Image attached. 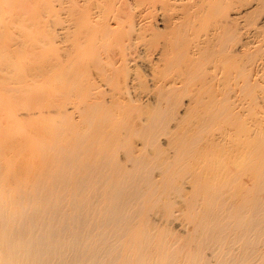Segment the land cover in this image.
I'll return each mask as SVG.
<instances>
[{"label": "bare ground", "instance_id": "1", "mask_svg": "<svg viewBox=\"0 0 264 264\" xmlns=\"http://www.w3.org/2000/svg\"><path fill=\"white\" fill-rule=\"evenodd\" d=\"M136 2L139 6L142 3L145 12L148 4H151L147 8L148 14L137 7L140 13H144V17L148 18L145 14H151V22L147 21L142 24V28H138V35L134 34L135 40L143 39L147 32L157 30L155 33L163 35L161 39L166 43L159 45L162 47L155 57L164 63L157 65L150 61V68L142 67V75L134 72L136 77H141V83L149 82V85L153 82L152 86L155 89L157 87V90H154L152 96L143 93L144 96L134 101L138 103L136 105L131 100L132 104L128 101L131 105L122 109L118 106V99L108 95L102 85L105 83L109 86L117 81L119 74L121 77L122 63L125 61L118 62L121 64L118 66L116 55L119 56L122 52L119 61L125 60L127 55L124 50L120 49V54L116 51L123 42L128 41L125 46L133 43L130 42L131 38H127L134 28L129 12L132 8H129L128 0H0V16L5 14L6 18V14H9L10 19L12 14L10 22L5 25L6 21H3V27L0 26V38H5L0 39V102H6L4 105L0 103V111L4 112L5 105L10 102L13 104L14 100L17 104L15 97L18 98L23 92L24 98L21 94V99L33 97L31 95H34L35 88L39 89L45 83L49 85V80L50 84H54L53 91H56L52 94L56 95H50L53 91L49 95L46 92L40 93L41 89L38 90L39 95L46 94V97L48 95L56 100L66 93L76 95L68 97L69 99H84L80 100V104H74V107L71 105L73 109L68 111L69 108L65 105H70L72 99L68 102V98L63 97L62 99L67 100L62 103L64 105H54L53 110L49 109L53 112L47 111L45 117L54 121L48 125L51 137L40 145V163L30 176L27 173L23 177V172H19L21 174L10 177L6 173L7 167H0V264H264V115L261 116L259 127L252 124V129H243L244 139L243 143L240 142V147L243 145L242 149L245 150H240L244 152L243 155L232 150L231 153L238 156L233 157V154L227 153L222 141L224 139L218 135H199L200 130H207L211 125H220L238 116V112H234L237 103L234 105L228 100L231 93H227L225 88L223 90L226 92L214 87L223 88L227 79L230 81L239 76L238 54L245 55L247 52L243 48L248 50L249 44L252 51L256 49H252L254 46L250 40L251 37L264 33V16L256 27H252V31L241 30L243 34L240 37L237 34L239 25L243 27L240 20L247 15V8L253 5L247 0H132L133 8ZM256 3L254 4L257 5ZM22 5L32 6L33 9L30 7V10L33 11L37 8L36 13L32 11L36 16L28 11L29 7L27 11L30 14L25 11L24 15L17 13L20 10L23 13L27 9L26 6L20 7ZM3 9L7 11L3 13ZM14 9L16 13H13ZM158 10L162 13L158 14ZM8 11L13 12L7 13ZM249 11L251 10L248 13ZM25 14L36 17L39 22H45L49 18L55 22L56 27L48 25L51 22L49 19L45 22V27L43 22L35 25L32 17L25 19ZM40 14L43 18L46 16V19H42ZM61 15L66 16V21ZM147 18H142V21L148 20ZM19 20L23 21L19 23L24 27L18 25ZM61 21L66 24L63 25ZM29 22L32 25L34 23V27L42 25L44 28L40 33L43 35L32 28L37 37L29 36L28 32L30 35L32 33ZM29 24L30 29H26ZM123 24L127 27L123 28ZM159 25L163 28L159 29ZM43 29L46 31L42 32ZM71 37L72 41L67 42ZM237 40L240 41L239 44L236 43ZM230 41L234 44L229 49L225 44ZM259 46L260 44L257 47ZM113 47L115 50L118 47L115 51L117 54H114L116 59H112L113 53L109 56L111 53L108 51L113 52ZM225 48L229 50L225 51ZM155 52L157 51L154 50ZM22 55L26 56H23L24 59L30 58L28 61L25 59L26 64ZM19 57L23 61L20 66L24 65V69L17 63ZM31 58L41 61L38 63L37 60L35 63ZM76 63H82L79 69L76 68L78 65L73 66ZM70 67H74V70ZM176 67H179L177 73L174 71ZM18 68L23 70L20 76ZM96 71L98 74H94ZM169 72H175V77L167 78L166 75L170 76ZM177 80L183 87L190 85V81L198 85H194L196 92L192 91L191 97L188 95L190 98L187 105L180 100V95L184 94H180L179 89L176 90L174 86ZM39 81L41 84L38 88L33 82ZM59 82H66L68 85L62 86ZM28 83L33 84L34 88L31 89L35 91H29L30 88L27 90L28 85L32 87ZM242 83L246 91L250 84ZM21 85L27 86L26 90L31 95L26 94L28 92ZM56 86H59L60 91ZM15 89L21 93L18 94ZM247 90L246 94H250L249 89ZM58 92L60 95L62 92L63 96H58ZM50 98L46 100L53 102ZM144 99L148 100L144 103ZM27 101L23 102L28 103ZM179 104L184 106L181 115H178ZM18 106L21 108L22 105ZM27 106H24L25 110ZM15 107V110H9L13 118L20 114H13L19 110ZM25 110L20 111L24 113V118L30 119L33 113ZM117 114L120 116L118 119ZM38 117L42 119L44 115L40 114ZM170 123L175 129L173 133L168 131ZM187 123L191 124L194 131L199 132L189 134L184 128ZM160 135H169V139L165 137L169 147H165L173 151L171 156L168 154L171 152L167 155V151L159 147ZM134 140L140 141L141 149L134 145ZM22 144L24 147V142ZM10 145L8 149L14 146ZM18 145L20 146V142ZM235 145L236 150L239 143ZM225 153L228 158L231 155L226 164L216 162L211 164L210 170L202 167L191 174L194 181L207 180V177L213 176L221 178L214 186L202 190V204L194 228L197 234L183 242H179L180 238L176 236L166 239L163 231H159L148 218V207L159 200L163 201L166 191L163 186L174 178L186 176L187 167L199 164V160L211 154H218L220 158ZM194 205V201L187 202V206Z\"/></svg>", "mask_w": 264, "mask_h": 264}, {"label": "rangeland", "instance_id": "2", "mask_svg": "<svg viewBox=\"0 0 264 264\" xmlns=\"http://www.w3.org/2000/svg\"><path fill=\"white\" fill-rule=\"evenodd\" d=\"M248 1V3H251V4H253V5H251V4H249V5H251V6H249L247 9L248 10H251V11H249V13H248V10H247V15H245L241 20H243V21H241L240 20V23L242 22V26L245 28H241L240 26L241 25H239V32H237V34L238 35H240V37H241V34H243L242 33V31L243 30H246L247 31V29H248V31L250 30V31H252L253 30V26H257L258 24H259V21L261 20V18H263V16H264V0H247ZM255 1V2H254ZM131 2H132V0H128V3L130 4V9L131 10H129L128 8H126V6H125V8H126V10L128 11L129 10V12H130V16H132V19H131V21H132V23L134 24L133 26H134V28H133V31L130 33V35L131 36H129V37H127V38H131L130 39V42H133V43H129L130 44V46H132V47H130V46H125L126 45V43H128V41L127 42H123V43H121V44H123L122 46L120 45V48L118 49V47H117V49L118 50H124L123 52L125 53V55H127L126 56V59H125V56L123 57L125 60H123V59H121V61H119V58H120V56H122V52H121V50L120 51H118L117 49V51L114 49V47H113V52H110V50L108 51L109 53H111L109 56L111 57V55H112V53H113V57H112V59H116L115 57L117 56V65L119 66V65H121V64H119V63H121V62H124L125 61V63H126V65H125V63L123 64L122 63V73H123V76H122V73H121V77H120V74H119V77H118V79H117V81L116 82H114V83H112V84H110L109 86L108 85H106L105 83H104V85H102V89L105 91V92H108L107 94L108 95H113L114 96V98H117L118 100H116L117 102H118V106L120 107V108H122V109H124L125 107H127V106H130L135 100H137V98L138 97H140V96H144V94L146 93V94H148L149 96H152L153 95V93L155 92L154 90H157V87H156V89H155V87L154 86H152V83L153 82H151V84H149L148 85V83L149 82H147V83H141V81H139V80H141V77L139 76V75H142V67H144V69H148V68H150V67H148L149 66V64H151V63H155V64H157V65H162L163 63H164V61L163 62H161V61H158V59L156 58L157 57V53H158V51L159 50H161V47L159 46V45H162L163 43H166V41L164 40H162L161 39V36L163 37V35H159V34H156L155 32L157 31V30H154V31H150V33L149 32H147L146 34L147 35H144L145 37L142 39H136L135 40V38H136V36L138 35L137 33H138V28L140 29V28H142V24H146L145 22H147V21H149L151 18V14L150 15H146V14H148L147 12H148V10H147V8L149 7V6H151V4H148L149 6L145 9L146 10V12L144 11V8L141 6L142 5V3H140L141 5L139 6V4L137 5V2H136V6H135V3H134V8H133V3L131 4ZM257 2V3H256ZM188 3V2H187ZM254 3H256L257 5H255ZM117 5H119V4H117ZM145 5H147V4H145ZM255 5V6H254ZM3 6H5V5H3ZM8 7H9V5H7ZM26 5H22V6H20V7H25ZM8 7H5V8H8ZM11 7V6H10ZM27 7V9L26 8H24V9H26V10H23V13H22V10H20V12L18 11V8H17V13H20V15L22 14V15H24V11H25V13L26 12H30V13H32V11L33 10H30V7H31V9H33V7L32 6H30L29 7V5H27L26 6ZM28 7H29V10H28ZM141 10V9H143L142 10V12H144V13H146L145 14V16H148V18L147 17H144L143 16V14H142V12L140 13V10L138 9V8ZM21 8V9H22ZM137 8V9H136ZM250 8V9H249ZM39 9V8H38ZM133 9H134V11H133ZM6 11H7V9H5ZM4 9H3V13H5L4 11H5ZM9 10V9H8ZM28 10V11H27ZM34 10L36 11L37 10V8H34ZM125 10V11H126ZM16 10L14 9V12L13 13H16L15 12ZM35 11H33V12H35ZM39 11V10H38ZM137 13H136V12ZM12 13L11 11H8L7 13ZM28 12V14H30ZM40 12V11H39ZM132 12H133V14L134 15H132ZM139 12V13H138ZM158 12H160V13H162L160 10H158L157 11V13ZM36 13V12H35ZM35 13H32V14H35ZM126 13H128V12H126ZM150 13V12H149ZM160 13H158V14H160ZM28 14H27V16H26V14H25V19L26 18H28V20L30 19V17H32V16H28ZM41 14H43L42 12H41ZM41 14H40V16H41ZM63 14H65L64 12H63ZM139 14V15H138ZM142 14V15H141ZM1 15H3V14H1ZM5 15V14H4ZM4 15H3V17L2 16H0V20H1V18H3V20H1L0 21V26H2L3 27V21H6V23H5V25H7V23H9L10 22V20H11V16H12V14H10V19H9V14H6V15H8V17L6 16V18L8 19V20H6V18H4ZM19 15V14H18ZM38 12H37V18H38ZM137 17H136V16ZM162 15V14H161ZM34 16H36V14L34 15ZM39 16V18L41 19V17H42V19H46L45 17L43 18V15L40 17ZM62 16V18L63 19H65L66 18V16H64V15H61ZM134 16V17H133ZM140 16V17H139ZM143 16V17H142ZM21 17V16H20ZM161 17V16H160ZM246 17V18H245ZM22 18V17H21ZM142 18H147L148 20H145L144 19V21H142ZM150 18V19H149ZM13 19V18H12ZM20 19V18H19ZM25 19H23V20H25ZM32 19L34 20V22H36L35 23V25H37V24H39V23H41V22H43V20L41 21L40 20V22H39V20L38 21H36L37 19H36V17H32ZM49 19V18H48ZM48 19L46 20L47 22H48ZM67 19V18H66ZM66 19L64 20V21H66ZM140 19V20H139ZM245 19V20H244ZM14 20V19H13ZM13 20H12V22H13ZM27 20V19H26ZM32 20V21H33ZM49 20H51V19H49ZM62 20V19H61ZM8 21V22H7ZM45 21V22H46ZM64 21H61V22H63L64 24L63 25H65L66 24V22H64ZM19 22H23L22 20H19L18 21V23ZM24 22H26V24H27V21H24ZM45 22H43V23H45ZM138 22V23H137ZM149 22H151V21H149ZM244 22V23H243ZM257 22V23H256ZM2 23V24H1ZM18 23H15V24H18ZM21 23H19L18 25H20ZM30 23V22H29ZM52 23V24H51ZM53 23H54V25H53ZM239 23V24H240ZM246 23V24H245ZM31 25H32V23H30ZM30 24L27 26V25H25V26H27L26 27V29L27 28H29V26H30ZM42 24V23H41ZM50 24V27H52V26H54V27H56L55 26V22H52V20H51V22H49L48 23V25ZM257 24V25H256ZM9 25V24H8ZM22 25V24H21ZM20 25V26H21ZM34 25V23H33V25H32V27H31V30L30 31H32V28H34V30H36V32L37 33H39V35L41 34V35H43L42 33H40L41 32V30H42V28H44L45 27V25H47L46 23L44 24V27L42 26V25H39V27L40 26H42V27H34L35 26ZM52 25V26H51ZM56 25H58L57 23H56ZM136 25V26H135ZM137 25H140L139 27L137 26ZM161 25H164V24H161ZM144 26V25H143ZM2 27L0 28V29H2ZM21 27H24V25L23 26H21ZM125 27V25L123 24V28ZM126 27H127V25H126ZM125 27V28H126ZM254 27V28H255ZM264 27V26H263ZM53 28V27H52ZM52 28H50V29H52ZM158 28L159 29H162L163 27H161L160 25L158 26ZM241 28V29H240ZM30 29V28H29ZM29 29H28V31H29ZM38 29H40V31H38ZM46 29V28H45ZM158 29V30H159ZM32 31V33H31V35H30V33L28 32V35L29 36H31V37H33L34 36V38H36L37 36L36 35H34V34H36L35 33V31ZM137 30V31H136ZM242 30V31H241ZM13 31V30H12ZM27 31V30H26ZM46 31V30H45ZM44 31V29H43V31L42 32H45ZM161 31V30H160ZM240 31H241V33H240ZM246 31H243V32H246ZM247 31V32H248ZM1 30H0V34H1ZM33 32H34V34H33ZM136 32V33H135ZM14 33V32H13ZM139 33H140V31H139ZM159 33V32H158ZM162 33V32H161ZM133 34V35H132ZM136 36H135V35ZM163 34V33H162ZM263 35L262 34V32L261 33H259L257 36H255V37H251L250 39V42H251V44H253L252 46H254V47H252V49H254L255 47H256V49H254V51H252L250 48H251V45L249 44V45H247V47L249 48L248 50H245V49H247V48H243V50H244V52L246 51L247 53H245V55H241L242 56V58H241V56H240V54H238L237 56H238V58H237V61L239 60V62L237 63L238 64V66H240L239 67V69H238V72H237V74L239 73V76H236V78H234V79H231L230 81H229V79H227L228 80V82L225 84V86L222 88V86L221 87H214L216 90L217 89H219V88H221L220 89V91H222L224 88H225V90L227 91V93L229 92V102H232V104H236L237 103V105H236V109H238V110H236L235 109V114H236V116L237 117H232L233 119H230V120H227L226 121V123H221L220 125H219V123H216V124H214V125H211L209 128H207V130H204V131H201L200 130V132L199 131H197V130H193L192 128H191V124H188L187 123V125L186 126H184V128L189 132V134H191V132H193V133H198L199 132V135L201 136V137H207V136H216V135H218V136H220L221 138H223L224 140H222V141H224V150L225 151H227V153H230V154H233V157L235 156V155H243V153L244 152H242V151H245L244 149H242V147H243V145L240 147V142H242L243 143V139H244V133H245V129L246 128H253V127H251L252 126V124L254 125L255 124V126H260V124H261V116L263 117V115H264V105H263V101H264V66H263V64H264V36H261V35ZM4 35V32L2 33V36ZM33 35V36H32ZM38 35V36H39ZM238 35H236V37H238L237 39L238 40H240V37L238 36ZM1 36V37H2ZM263 38H261V37ZM5 37V36H4ZM152 37V38H151ZM243 37V36H242ZM256 37H258V39L256 38ZM3 38V37H2ZM2 38H0V39H2ZM149 38V39H148ZM151 38V39H150ZM158 38V39H157ZM3 39H5V38H3ZM2 39V40H3ZM164 39V38H163ZM236 38H234V40H235ZM242 39V38H241ZM262 39V40H261ZM2 40L0 41V42H2ZM72 41V37L70 38V39H68L67 40V42L68 41ZM233 40V41H234ZM238 40L236 41V43L238 42ZM139 41V42H138ZM154 41V42H153ZM233 41H230V42H227V44H225V47H229V49L233 46ZM261 41H262V43H263V45H262V43H261ZM141 42V43H140ZM146 42V43H145ZM150 42H152L151 44H150ZM163 42V43H162ZM235 42V41H234ZM240 42V41H239ZM239 42L237 43V44H239ZM254 42V43H253ZM231 45H229V44ZM235 43V44H236ZM67 44V43H66ZM72 44V43H71ZM132 44V45H131ZM137 44V45H136ZM139 44V45H138ZM141 44V45H140ZM155 44V45H154ZM158 44V45H157ZM260 44V46L259 47H257L258 45ZM67 45H70L69 43L67 44ZM164 45H166L167 46V44H164ZM143 46V47H142ZM146 46H148L147 48H145ZM150 46H152V47H150ZM153 46H155V47H153ZM159 48H158V47ZM238 46V45H237ZM125 47V48H124ZM127 47V48H126ZM130 47V48H129ZM227 47V48H228ZM116 48V47H115ZM129 48V49H128ZM133 48H135V49H133V50H135V51H133L132 49ZM143 48V49H142ZM149 48V49H148ZM151 48H153L155 51H157V52H155L154 53V50H152ZM227 48H225V51H227V50H229V49H227ZM148 49V50H147ZM227 49V50H226ZM141 50V51H140ZM146 50V51H145ZM111 51H112V48H111ZM121 52V55H119L118 56V54L116 53V52ZM126 51H127V54H126ZM128 51H130V52H128ZM153 51V52H152ZM176 51V50H175ZM256 51V52H255ZM142 54H141V53ZM144 52V53H143ZM241 52L244 54V52L241 50ZM241 52H238V53H241ZM53 53V52H52ZM130 54V56H129V54ZM135 53V54H134ZM150 55H148V54ZM114 54H117L116 56L114 55ZM120 54V53H119ZM57 56L59 55L58 53L56 54ZM135 55H136V57H135ZM143 55V56H142ZM24 55H22V57H23ZM115 56V57H114ZM139 56H141V57H139ZM147 56V57H146ZM156 56V57H155ZM24 57H26V56H24ZM24 57H23V61H24V64H26V62H25V59H27V58H25L24 59ZM54 57V56H53ZM127 57H129V58H127ZM151 59H150V58ZM153 57V58H152ZM170 57V56H169ZM59 58V57H58ZM122 58V57H121ZM138 58V59H137ZM144 58V59H143ZM146 58H148V61H147V59ZM156 58V59H155ZM262 58V59H261ZM21 59V62L19 61ZM30 59V58H29ZM29 59H27L26 61H28ZM137 59V60H136ZM140 59H142V61H140ZM260 59H261V61H260ZM19 60H18V65L20 66V65H22V58L21 57H19ZM31 60L32 61H35V63L37 62V60H38V63H39V61H41L40 59H32L31 58ZM74 61H75V59H73ZM259 60V61H258ZM73 61V62H74ZM115 61V60H114ZM139 63H137V62ZM143 61H144V64H147V65H145L144 66V64H143ZM150 61H152L151 63H150ZM263 61V62H262ZM30 62V61H29ZM73 62H72V64H73ZM76 62V61H75ZM78 62V61H77ZM81 62V61H80ZM119 62V63H118ZM147 62V63H146ZM160 62V63H159ZM257 62H259V64L261 65V66H259V64L257 63ZM28 63V62H27ZM32 63H34V62H32ZM37 63V64H38ZM149 63V64H148ZM162 63V64H161ZM256 63V64H255ZM29 64V63H28ZM40 64H41V62H40ZM81 65H82V63H80ZM79 64V65H80ZM258 64V66H256ZM32 65V64H31ZM35 65V64H34ZM39 65V64H38ZM76 65H78L77 63L76 64H74L73 66L75 67ZM77 66L76 68H78L79 69V67H81V65L80 66ZM116 65V64H115ZM117 65H116V67H117ZM256 67H255V66ZM30 66V65H29ZM71 66V65H70ZM127 66V67H126ZM18 67V66H17ZM20 67H22L23 69H24V65L23 66H20ZM19 67V68H20ZM25 67H26V65H25ZM74 67L72 68V67H70V68H72V70H74ZM137 67V68H136ZM146 67V68H145ZM148 67V68H147ZM18 68V69H19ZM22 68L21 69H19V76L20 75H22V74H20V73H22L23 72V70H22ZM27 68V67H26ZM179 67H176V69L174 70V71H178L179 72V69H178ZM17 69V70H18ZM125 69V70H124ZM180 69H182L181 67H180ZM250 69H251V71H250ZM20 70H22V71H20ZM128 70V71H127ZM125 71L127 72L126 74H128L127 75V77L125 76L126 74H125ZM138 71V72H137ZM140 71V72H139ZM177 71H176V73H177ZM182 70H180V72H181ZM17 72V71H16ZM15 72V73H16ZM98 71H96V73L94 72V74H98L97 73ZM138 73L139 75H137V77H136V74L135 73ZM17 73V74H18ZM87 73V72H86ZM175 72H169L168 74H170V76L169 75H166L167 76V78H171V77H173L174 76V74H176ZM16 74V75H17ZM89 74V73H88ZM90 74H92V73H90ZM135 74V75H134ZM179 74V73H178ZM240 74H242V75H240ZM85 75V74H84ZM172 75V76H171ZM85 76H89V75H85ZM245 76H247L246 78H247V80H245ZM127 78V80H126V78ZM129 77H131V78H129ZM140 79H139V78ZM175 77V76H174ZM234 77V76H233ZM242 77H244V79L242 78ZM123 78V79H122ZM136 78V80H134ZM231 78H232V76H231ZM237 78H241V79H237ZM125 79V80H124ZM143 79V78H142ZM118 80H120L119 82H118ZM124 81V82H123ZM126 81V82H125ZM130 81H132V82H130ZM226 81V80H225ZM231 81H233L232 83H231ZM234 81H236L235 83H234ZM45 81H43V83H44ZM48 82V84L49 85H51V86H53L52 88L51 87H49V85H47L46 83V85L47 86H45V84H43V86H39L40 84H41V82L39 81V82H33V84L35 83V84H37L36 86L39 88V89H37V88H35L36 89V91H35V89H31V88H34L33 87V84L32 83H28V84H31V86L32 87H30L29 85H28V89H27V86H22L23 87V90H29V88H30V90L29 91H31V90H33V91H35V93L34 92H32V93H34V95H31V93L29 92V91H27L28 93H26V94H28L29 95V93H30V95L31 96H33V97H30L29 96V98H28V96H27V99L26 100H24V99H21V97L24 95V92H23V94L21 93V91H20V93L22 94H20L19 93V90H17V89H15L17 92H18V94H20L21 95V97H20V95H18L17 93H16V96L18 95V98H19V100H18V98L17 97H15L16 99H17V104H16V100H14L13 102L16 104V105H13V104H10V103H12V102H8L7 100H5V101H7L8 103H9V105L8 104H6V105H8L9 106V108H7V106L5 105V108H3L4 106V104L6 103H4V102H0V103H3V110H4V112L1 110L0 111V167H2L3 169H5L6 167H7V171H6V173H7V175L8 176H14V175H17L19 172H23L22 173V175H24L23 177H25V175H27V173H28V176H30V174L35 170V169H37V166L39 165V163H40V152H39V148H40V145H42L44 142H46V141H48V139L51 137V134H50V132H49V126L48 125H50L51 124V121L52 120H48L47 118L48 117H45V114L47 113V111L49 112H53L52 110H53V107H54V105H57L58 107H59V104L61 105L63 102H64V100H65V102L68 100V102H69V100L70 99H72V98H68V97H72V96H76V95H68V94H66V93H62V92H64V91H62L61 92V95L63 94V95H65V96H63V97H67L68 99L66 100V99H62V98H60V99H57V98H59V97H57L56 98V100L54 99H52V98H50V96H48L49 95V93L51 92V91H53V88L55 89V87H54V84L52 85V84H50V80L49 81H47ZM52 82H53V80H52ZM190 82H192L190 85H186V86H184L183 87V85L177 80L176 81V85H174L175 86V88H176V90H178V92L180 93V94H184V95H180V100L183 102V104L185 105H187V103H188V98H190L191 96H190V94H193V92L192 91H194V93L196 92L195 90H197V88H196V86L198 87V85H196L197 83H195L194 84V82L193 81H190ZM190 82H188V83H190ZM242 82H244V83H247L248 85V88L247 89H249V91L251 92H249L250 94H246V91H248L247 89H246V91H245V88H244V84L242 83ZM39 83V84H38ZM55 84H56V82H54ZM60 83V82H59ZM125 83V84H124ZM180 83V84H179ZM187 83V84H188ZM22 84V83H21ZM34 84V85H35ZM58 84V83H57ZM56 84V85H57ZM180 86H179V85ZM232 84V85H231ZM243 84V85H242ZM20 85V84H19ZM18 85V87H20ZM24 85V84H23ZM25 85H26V83H25ZM60 85H62V86H67L68 84L65 82V83H60ZM124 85H127V86H124ZM143 86V88H142V86ZM157 85H159V84H157ZM156 85V86H157ZM181 85H182V87H183V89L181 88ZM194 85H196V86H194ZM230 85V86H229ZM61 86V87H62ZM110 86H111V89H109L110 88ZM114 86V87H113ZM124 88H123V87ZM147 88H146V87ZM151 88H150V87ZM177 86V87H176ZM180 88H179V87ZM208 86H211L210 84L208 85ZM232 86V87H231ZM22 87L20 88V90H22ZM58 87V88H57ZM108 87V88H107ZM116 87H117V90H116ZM119 87H121L120 89H119ZM127 87V88H126ZM153 87V88H152ZM206 87V86H205ZM25 88V89H24ZM56 88L57 89H59V91H60V88H59V86H56ZM115 88V89H114ZM123 88V89H122ZM127 89V91H126V89ZM140 88H142V89H140ZM184 88H186L187 89V92L186 91H184L185 89ZM196 88V89H195ZM211 88V87H210ZM213 88V87H212ZM213 88V89H214ZM251 88V89H250ZM41 89V92L40 93H48V95H47V97H46V94H42L43 95V98H40L39 99V97H42V95L40 94L39 95V91L38 90H40ZM43 89V90H42ZM56 89V90H57ZM62 89V88H61ZM129 89V90H128ZM152 90L153 89V91L151 92L150 90ZM0 90H1V88H0ZM63 90V89H62ZM109 90V91H108ZM119 90H121V91H119ZM124 90V91H123ZM141 90V91H140ZM144 90H145V92H144ZM225 90H223L224 92H226ZM233 90V92H231ZM113 93H112V92ZM117 91V92H116ZM118 91H119V94H118ZM123 91V92H122ZM126 91V92H125ZM147 91V92H146ZM148 91L151 93H148ZM182 91V92H181ZM219 91V90H218ZM242 91H245V92H242ZM2 91H0V93H1ZM54 92H56V91H53V92H51L50 93V95L53 93L54 94ZM128 92V93H127ZM138 92V93H137ZM139 92H141V93H139ZM189 92V93H188ZM241 92V93H240ZM38 93V94H37ZM112 93V94H111ZM121 93V94H120ZM133 93H135V94H133ZM137 93V94H136ZM144 93V94H143ZM233 93V94H232ZM35 94H37L36 96H35ZM52 94V95H53ZM60 95V93L58 92L57 93V95ZM115 94V95H114ZM39 95V97H37ZM51 95V96H52ZM55 95H56V93H55ZM55 95H53V96H55ZM58 95V96H59ZM60 95V96H61ZM66 95H68V96H66ZM124 95H126V96H124ZM178 95V96H179ZM190 97H189V96ZM232 95V96H231ZM235 95V96H234ZM112 96V97H113ZM1 97V96H0ZM38 98V101H36L35 100V98ZM44 97H46V99H48V98H50V100L52 99L53 100V102H51V101H47ZM78 97V96H77ZM124 97V98H123ZM2 98V97H1ZM14 98V99H15ZM22 98H24V96L22 97ZM32 98H33V100L35 101V102H39V100H40V102L39 103H34V101L32 100ZM36 98V99H37ZM55 98V97H54ZM74 98V97H73ZM81 98V97H80ZM83 98V97H82ZM79 99L78 98V100L76 99V97H75V100L74 99H72L71 100V102H69V104L70 105H65L66 106V108L68 109V111H71L70 109H73V108H71L72 106L74 107V104L76 105V104H80L79 102H80V100H84V99ZM126 98V99H125ZM131 98V99H130ZM135 98V99H134ZM235 98V99H234ZM20 99H21V101L22 102H20ZM33 101H31V100ZM41 99H43V100H46L45 102L43 101H41ZM124 99V100H123ZM231 99V100H230ZM13 100V99H12ZM28 100V101H27ZM49 100V99H48ZM63 100V101H62ZM132 101V103H131V101ZM148 99H144V103L147 101ZM179 99H178V102L180 101ZM235 100H236V102H235ZM1 101H4V100H2L1 99ZM10 101V100H9ZM23 101H27L28 103H26V102H23ZM74 101V102H73ZM127 101V102H126ZM128 101H130V103L128 102ZM180 101V102H181ZM18 102H19V104H18ZM64 102V103H65ZM82 102V101H81ZM182 102H181V104H182ZM235 102V103H234ZM23 103V104H22ZM26 103V104H25ZM149 103V102H148ZM240 103V104H239ZM126 104V105H125ZM134 105H136V104H138V103H133ZM181 104H179V106L181 105ZM182 104V105H183ZM239 104V105H238ZM12 105V106H11ZM18 105H22L21 106V108H19V106ZM27 106V110H25L26 108L24 107V106ZM62 105H64V104H62ZM72 105V106H71ZM133 105V106H134ZM233 105V106H234ZM16 106V107H15ZM17 106H18V108H19V110H18V108H17ZM53 106V107H52ZM56 106V107H57ZM11 107V108H10ZM16 108L18 111H14V113L12 112V110H15V109H13V108ZM24 107V108H23ZM29 107V108H28ZM61 107V106H60ZM192 107H194V104H192ZM238 107V108H237ZM6 108L8 109V110H6ZM52 108V110H49V109H51ZM178 108L179 107H177L176 108V111L178 110ZM182 108V109H181ZM235 108V107H234ZM240 108H242V109H240ZM0 109H1V106H0ZM10 109H12L11 110V112L13 113V114H15V112H19L20 114H18V116H17V114H16V116L14 115V118H13V116H11V113H9L10 111ZM29 109L31 110V111H29ZM55 110H56V108H54ZM183 109H184V106L182 107V106H180V108H179V110L180 111H178V115H181L180 113H183V112H181V111H183ZM242 110V111H240V110ZM6 110V111H5ZM23 111L24 112V110L26 111V112H29V113H33V116L30 118V119H27V118H24V113L23 112H21V111ZM7 111H8V113L10 114H8L7 113ZM121 111H123V110H121ZM3 112V113H2ZM7 114H6V113ZM263 113V114H262ZM12 114V115H13ZM25 114H27V113H25ZM40 114H43L44 115V117L46 118V120H44L43 118L44 117H42V119H41V117H38ZM120 115V114H119ZM17 117V118H16ZM120 117V116H119ZM118 117V114H117V119L119 118ZM142 118V117H141ZM189 118H192L191 116H189ZM40 119V120H39ZM53 119V118H52ZM117 119H115V121H116V123L118 122L117 121ZM126 119L128 120V118L126 117ZM47 120H48V122H47ZM55 120V119H54ZM57 121V120H56ZM114 121V122H115ZM134 121H135V119H134ZM190 121V120H189ZM260 123H259V122ZM54 121H52V123H53ZM136 122H139V120H137L136 119ZM255 122V123H254ZM171 124L172 123H170L169 124V129H168V131H169V133L170 132H175V129H174V127H172L171 126ZM259 124V125H258ZM248 126H250V127H248ZM245 128V129H244ZM244 129V130H243ZM250 129V130H251ZM171 130V131H170ZM191 130V131H190ZM253 131V130H252ZM173 135V134H172ZM171 134H170V136H172ZM160 138H158L159 139V147L160 148H163V151L164 150H166L167 152H165L166 154L168 153V152H171V154L170 153H168L169 154V156H171L172 155V153H173V151L172 150H170V149H168V148H166L165 146H167V147H169L168 145H167V140L169 139L168 137H169V135H160L159 136ZM165 137H167V138H165ZM24 142V147H23V142ZM12 142V143H11ZM19 142H20V146L18 145L19 144ZM230 142V143H229ZM222 143V142H221ZM236 143H239V148L237 147L236 148V150L234 149L237 145H235ZM9 144H11V145H14L13 147H11L12 148V150H11V148L10 149H8V146H9ZM164 144H166V145H164ZM222 144V145H223ZM10 145V146H11ZM134 145H136L137 147H139V149H141L142 148V146H140V141L139 140H134ZM231 146V147H230ZM18 147V148H17ZM23 149H22V148ZM229 147H230V149H229ZM241 148V149H240ZM21 149V150H20ZM18 150V151H17ZM236 151V153H235V155H234V153H231L232 151ZM240 150H242V151H240ZM13 151V152H12ZM229 151V152H228ZM227 153H225V156L224 155H222L220 158H218V154H214L213 156H209V157H204V158H202L201 160H199L198 161V163L199 164H197L196 165V163H194L190 168L189 167H187L186 168V171L188 172L187 173V175L186 176H184V177H177V178H174V180H172L171 182H167V184L166 185H164L163 186V188L166 190V191H164V196H165V198L163 199V201H158L155 205L153 204L152 206H150V207H148V210H147V216H148V218L151 220V221H153L154 223H155V225L157 226L156 228H159V231H163V236L164 237H166V239H169L170 238V236H176V237H179L180 238V241L179 242H183V241H185V240H187V238L189 239V238H191L193 235H195V234H197L196 232H195V223H196V221H197V219H198V214L200 213V207H201V204H202V196H200L201 194H202V190L203 189H205V188H208V187H212V186H214L215 185V182H218L221 178H216V176H213V177H211V178H209V177H207L206 179L207 180H205V179H202V180H196V181H194L193 179H191V174H193L195 171H198L199 170V168H202V167H204V169L206 168V169H208V170H210L211 169V164H216V162H218V163H220V164H226L231 158V155L229 156V158L227 157ZM241 153V154H240ZM167 154V155H168ZM237 155V156H238ZM236 156V157H237ZM232 157V158H233ZM229 159V160H228ZM233 159H236V158H233ZM233 159H232V161H233ZM208 167V168H207ZM27 171V172H26ZM24 172H26V174L24 173ZM19 174H21V173H19ZM6 176V175H5ZM28 176H26V177H28ZM190 176V177H189ZM244 178V177H243ZM25 182V181H24ZM191 201H194L195 202V205L193 206V207H190V206H187V202H191ZM167 206H169V208H166ZM190 244H193V242H191Z\"/></svg>", "mask_w": 264, "mask_h": 264}]
</instances>
